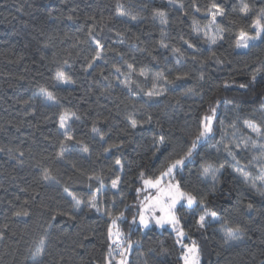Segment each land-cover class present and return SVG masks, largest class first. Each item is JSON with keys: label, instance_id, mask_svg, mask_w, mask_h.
<instances>
[{"label": "trees", "instance_id": "16d2710c", "mask_svg": "<svg viewBox=\"0 0 264 264\" xmlns=\"http://www.w3.org/2000/svg\"><path fill=\"white\" fill-rule=\"evenodd\" d=\"M246 2L253 14L264 8L262 0ZM214 3L225 9L227 18L217 17L224 39L209 47L204 34ZM240 4L241 0H175L167 5L155 0H0V264H33L41 239L45 253L40 264H105L110 243L105 213L120 211L125 219L118 221L119 228L125 244L132 243L128 264H184L172 229L130 224L137 212L136 189L141 187L140 173L146 178L158 175L166 158L181 150L198 118L216 100L221 103L213 135L176 176L185 190L204 201L190 208L177 206L179 227L186 234L183 243L196 242L200 264L264 262V196L257 191L264 187V136L245 126L251 121L264 132V43L253 41L245 52L249 64L233 69L239 62L236 36L250 23L241 18ZM118 5L129 15L118 16ZM157 10L166 13V25L154 16ZM95 40L104 45L102 58L89 67ZM162 44H181L191 55L177 62ZM57 71L73 82L59 83ZM161 75L169 86L162 97L150 101L146 93ZM41 89L51 92L56 103L37 96ZM64 112L79 117L69 125L70 141L59 129ZM133 119L136 128L131 127ZM161 136L165 143L157 153ZM205 163L220 169L216 182L200 174ZM44 170L51 180L42 179ZM117 176L121 183L113 189ZM67 193L82 207L77 209ZM93 195L100 211L88 207ZM205 208L216 218L206 216L200 228ZM17 211L29 215L18 217ZM225 227H240L243 239L226 244Z\"/></svg>", "mask_w": 264, "mask_h": 264}, {"label": "snow or ice", "instance_id": "6c2138e0", "mask_svg": "<svg viewBox=\"0 0 264 264\" xmlns=\"http://www.w3.org/2000/svg\"><path fill=\"white\" fill-rule=\"evenodd\" d=\"M264 2V0H262ZM169 3H175V0H169ZM237 11V9H233ZM117 15L118 16H128L129 13L126 12L122 5L117 6ZM199 11V9H197ZM241 18H249L250 23L247 24V27H240L238 35L235 39V47L236 48H249L253 41H260L264 43V8H261L258 12L253 14L252 7L246 0H241L240 7L238 9ZM208 15L211 17V21L208 25H206L205 31V39L207 42L211 44H216L218 41H222L224 39V29L221 28L217 23V17L227 18V14L225 9L221 7L219 4H213L210 9H208ZM155 17H159L160 23L166 25L168 23L166 13L163 10H157L154 13ZM71 20L72 17H69ZM130 19L135 20V16H131ZM232 24H236V21H231ZM89 36H92L91 31L89 32ZM94 39V38H93ZM187 43V41H185ZM96 45V53L92 58V62L89 63V67H92V63L96 60L102 58V51L104 45L100 43L99 40H95ZM162 47H167L166 44H162ZM188 47H193L192 44H188ZM174 52H179V49H173ZM219 63V60H217ZM129 69H132V65H128ZM117 72L120 71L119 68L116 69ZM141 76H145L143 70L139 73ZM156 79H164L166 82V77L158 76ZM177 79H181V77H177ZM253 81H255L256 77H252ZM56 80L61 83H72L73 81L67 77V75L63 71H57ZM130 81L125 82V87L130 86ZM227 87V85H226ZM240 87H246L245 85H241ZM41 95L48 101L55 102L54 95L41 89ZM149 97L163 95L162 90H156L155 85L153 86V90H150L146 93ZM221 101L216 100L213 104H210L207 111L198 118V123L196 130L193 134L190 135V139L185 142L184 146L181 150L175 154H170L166 158V162L164 166L159 171L158 175H154L153 177L146 178L143 172L140 173V180L142 183V187L136 189V192L139 196L140 193H147L148 190H155L154 194H146L144 195L143 201H141L137 208V213L131 218V225H138L143 228H149L151 225H155L158 228H164L166 225L170 226L177 235V243L181 244L183 255L182 259L184 264H200V249L197 246L195 241H192L191 246L188 244H184L183 241L186 237L185 232L180 225V218L177 215V206L181 205L182 202L185 203L189 208L195 204H203V199L198 200L197 194L193 191L185 190L179 180L176 179V176L182 171L188 164L189 161H192L194 157L198 154V148L201 146L202 142L210 138L214 133V122L217 120V109L220 105ZM72 117H75V114L65 113L60 116V128L64 129L65 140L70 141L73 137L69 134L68 126L66 121ZM79 119V117H75ZM149 119H151L149 117ZM246 125L257 134V136H264V132H262L261 128L255 124L245 122ZM130 124L132 128L137 127L136 120H130ZM93 132H98V129L93 128ZM103 139V137H101ZM165 143L163 136H161L160 140L157 141V146L155 151L157 153L161 152V147ZM255 145V142H254ZM239 147V145H237ZM65 145L61 144V151L58 153L59 157L62 158L64 155ZM261 149H264V144L260 145ZM2 151V149H0ZM83 151L87 152L88 148L84 147ZM110 151V149L105 150ZM217 152L220 151L218 147L216 149ZM224 151L228 153L229 156H232L235 159V154L232 152L231 148L228 145H224ZM21 156L23 153L20 154ZM18 163H22V161H18ZM238 163V161H237ZM116 165L123 168V165L120 160L116 161ZM223 168V165H221ZM220 171L218 168H213L210 164H203L200 168V174L205 178H211L213 182H216L218 179L217 173ZM241 175L243 173L241 172ZM42 179L45 181H49L52 179L49 172L44 170ZM90 179H92L90 177ZM98 179V178H96ZM261 182L264 184V176H261ZM245 180L247 181V177L245 176ZM121 183V179L117 176L116 179L112 181L111 187L113 189H117ZM253 188H256V184L253 183L251 185ZM103 184L101 183V188ZM101 189L97 188V192ZM67 192V189H65ZM257 191L261 196H264V187L257 188ZM69 195H72L69 193ZM73 200L75 201V206L79 208L81 201L76 200L73 196ZM88 207L91 209H95L96 211H100V208L96 202V197L93 195L92 199L88 202ZM249 209H252V205H248ZM125 210H128V206L125 205ZM159 213V214H158ZM14 215L16 216H28L29 213L26 211H17ZM105 215L108 216L110 220V224L108 226V240L110 243L108 244V256L105 260V264H113V253H116L121 257V259L117 262V264H128L127 261V253L132 248V243L128 241L125 244L124 234L121 232L120 228L117 226L118 221H122L125 219L124 211H120L118 215H113L111 212H106ZM211 215L213 218H216L215 212H209L207 208L204 209V213L199 218V227H205V217ZM224 242H236L240 241L244 237L243 230L240 227H225L223 229ZM3 238V234L0 233V239ZM115 245V247H113ZM119 250V251H118ZM45 253V240L41 239L39 242V246L35 249L32 254L33 264H40V258L43 257ZM264 264V262H262Z\"/></svg>", "mask_w": 264, "mask_h": 264}, {"label": "rangeland", "instance_id": "374dc122", "mask_svg": "<svg viewBox=\"0 0 264 264\" xmlns=\"http://www.w3.org/2000/svg\"><path fill=\"white\" fill-rule=\"evenodd\" d=\"M158 4H160V5H167V4H170L169 3V1L168 0H155ZM218 42H220V41H218ZM217 42V43H218ZM216 43V44H217ZM216 44H214V45H216ZM206 45L207 46H209V47H212V46H214L213 44H211L210 42H207L206 41ZM163 49L164 50H167V51H169V54L177 61V62H180L181 61V59H182V57H183V55L184 54H186L187 56H190L191 54H190V52L187 50V47L186 46H182L181 44L180 45H176V46H168L167 45V47H163ZM173 49H179L180 51L179 52H174L173 51ZM246 48H237V54H238V58H239V62H238V65L235 67V68H233V69H236V68H243V67H245V66H247L248 64H249V61H248V59H246ZM59 82V81H58ZM59 83H61V82H59ZM169 86V84H168V82H166L164 79H158V82H157V84L155 85V88H156V90H162L163 91V94H164V91L166 90V88ZM150 90H153V88L152 89H150ZM149 90V91H150ZM37 96H39L44 102H46L47 104H51V105H53V104H55L56 102H52V101H48V100H46L42 95H41V90H39V91H37ZM163 95H159V96H152V97H149L148 95H146V98L148 99V100H150V101H156V100H158L160 97H162ZM65 113H67V114H69V116H71V114L72 113H68V112H64L63 114H65ZM72 119H73V117L72 118H70V119H68L67 121H66V123H67V126H68V131H69V125H70V123H71V121H72ZM248 123H252V124H254L253 122H251V121H248ZM245 126H246V128L250 131V132H252L254 135H257L255 132H253L247 125H246V123H245ZM59 129H60V131L64 134V129H62V128H60V119H59ZM261 163L263 164V166H264V159H262L261 160ZM262 166V167H263ZM260 173L264 176V170L263 169H260ZM203 177V176H202ZM204 178V177H203ZM205 179V178H204ZM205 180H212L211 178H207V179H205ZM141 187H142V183H141ZM154 191L155 190H148V192L147 193H144V192H142V193H140L139 194V196H138V200H137V203H138V205H139V203L141 202V201H143V198H144V195H146V194H154ZM68 194V196L73 200V195H69V193H67ZM76 200H78V199H76ZM74 201V200H73ZM74 203H75V201H74ZM182 204H184L185 206H187L185 203H183L182 202ZM82 207V203H80V206H79V208H81ZM188 207V206H187ZM77 208V207H76ZM79 208H77V209H79ZM137 208H138V206H137ZM137 213V212H136ZM135 213V214H136ZM159 214V213H158ZM118 227H119V225H117ZM135 226H138V225H135ZM151 226H155L154 224L153 225H151ZM165 227H168V228H170V229H172L170 226H165ZM142 229H146V228H143V227H141ZM158 228V227H157ZM122 232V231H121ZM123 233V232H122ZM113 247H115V245H113ZM119 251V250H118ZM118 255L116 254V253H113V258H116ZM121 259V257L119 256L118 257V259H117V261H116V263L119 261Z\"/></svg>", "mask_w": 264, "mask_h": 264}]
</instances>
